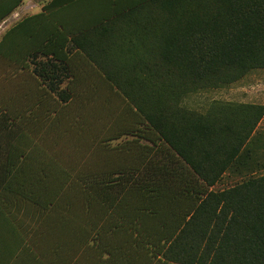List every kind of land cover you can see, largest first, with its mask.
Instances as JSON below:
<instances>
[{
    "label": "trees",
    "instance_id": "obj_1",
    "mask_svg": "<svg viewBox=\"0 0 264 264\" xmlns=\"http://www.w3.org/2000/svg\"><path fill=\"white\" fill-rule=\"evenodd\" d=\"M20 2L0 0V20ZM150 13L160 96L107 65L117 26L146 29L137 17ZM256 69L264 0H52L12 25L0 37V264H264V174L246 148L263 107L214 117L162 98ZM130 192L192 208L162 233L121 211Z\"/></svg>",
    "mask_w": 264,
    "mask_h": 264
},
{
    "label": "rangeland",
    "instance_id": "obj_2",
    "mask_svg": "<svg viewBox=\"0 0 264 264\" xmlns=\"http://www.w3.org/2000/svg\"><path fill=\"white\" fill-rule=\"evenodd\" d=\"M150 16L137 17L141 26H146V29L135 28L134 20H131L132 23L125 21L117 26L114 35L115 46L112 47V56L108 57L107 65L124 81L139 83L143 93L147 84L160 96V81L156 79V75L160 74L157 44L161 27L153 21L154 14L150 13ZM151 84L153 86H150ZM98 88L102 95L107 94V88L102 83L98 84ZM164 91L166 92L164 95L162 93V98L165 101L176 103L178 108L184 111L203 116L215 117L227 105L259 106L264 109V69L252 70L230 84L199 85L183 90L167 88ZM246 148L254 174H264V113ZM236 179L226 177L216 188L228 187L235 183ZM119 205L121 211L129 215L136 216L140 213L143 218L142 227H161L163 231L160 232L166 234L180 227L185 215L192 208L191 202L175 197L172 193H162L158 198H148L141 193L130 192L121 197Z\"/></svg>",
    "mask_w": 264,
    "mask_h": 264
},
{
    "label": "crops",
    "instance_id": "obj_3",
    "mask_svg": "<svg viewBox=\"0 0 264 264\" xmlns=\"http://www.w3.org/2000/svg\"><path fill=\"white\" fill-rule=\"evenodd\" d=\"M51 1L52 0H21L20 4L10 14L0 20V37L7 29L23 18L41 12L42 8Z\"/></svg>",
    "mask_w": 264,
    "mask_h": 264
}]
</instances>
